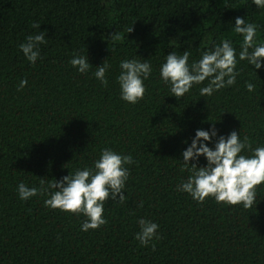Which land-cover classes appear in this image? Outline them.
<instances>
[{"label":"trees","instance_id":"16d2710c","mask_svg":"<svg viewBox=\"0 0 264 264\" xmlns=\"http://www.w3.org/2000/svg\"><path fill=\"white\" fill-rule=\"evenodd\" d=\"M237 16L264 43V9L251 0H0V264H264V183L249 209L177 190L195 129L214 123L264 145V67L256 73L239 61L236 83L210 97L193 85L177 100L159 79L168 52L187 50L191 63L221 39L239 51ZM40 30L46 43L33 65L18 45ZM76 54L88 55L87 73L69 64ZM132 57L153 69L136 104L120 99L115 79L120 60ZM104 59L107 86L92 75ZM21 78L27 84L18 88ZM104 147L133 163L125 201L104 202L99 228L82 231V214L46 207L43 193L19 198L21 181L41 188V177L91 166ZM141 217L159 225L147 246L135 239Z\"/></svg>","mask_w":264,"mask_h":264},{"label":"clouds","instance_id":"9594fccd","mask_svg":"<svg viewBox=\"0 0 264 264\" xmlns=\"http://www.w3.org/2000/svg\"><path fill=\"white\" fill-rule=\"evenodd\" d=\"M251 2L256 8L264 9V0ZM39 25L34 23L33 27L39 28ZM234 30L243 38L239 51L230 40L221 39L219 44L200 51L199 59L191 63V53L187 50L179 55L175 51L166 54L159 66V79L167 86L170 95L180 100L193 85H203L199 88L200 97H210L214 92L236 83L240 74L237 68L239 61H247L255 72L264 67V43H256L254 39L256 25L237 16ZM45 37V31L40 30L34 35H28L18 45L26 60L33 65L40 58V45L46 43ZM69 64L81 74L87 73L92 65L88 55L83 54L73 55ZM110 68L111 65L104 59L92 73L102 86L108 85L106 73ZM152 71V65L147 59L132 57L120 60L119 74L115 78L120 99L129 104H136L143 99L146 90L144 81ZM26 84L27 79L21 78L18 88ZM245 86L249 92L255 87L252 82H246ZM184 143L186 147L181 152L182 169H187L189 175L177 185L178 191L187 193L198 203L207 197L217 203L239 204L245 209L257 203L256 186L264 183V145L252 147L248 137L241 139L237 130H231L226 135L220 133L214 123L207 129H195L191 142L185 139ZM245 150L250 154H246ZM201 156L206 163L198 166L197 161ZM131 163V154H122L104 147L91 166L76 168L60 179L47 182L41 177V188L29 187L21 181L16 190L21 200L43 193L47 197L43 201L46 207L82 214L85 219L80 229L88 231L107 222L103 215L106 200H118L120 203L125 201L124 189L129 177L126 165ZM137 223L139 231L135 233V239L142 246L159 238V225L154 220L141 217Z\"/></svg>","mask_w":264,"mask_h":264}]
</instances>
